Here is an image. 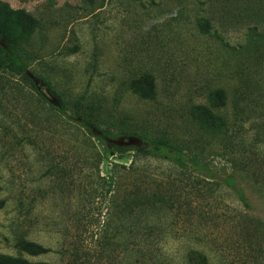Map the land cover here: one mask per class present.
I'll list each match as a JSON object with an SVG mask.
<instances>
[{"label": "rangeland", "instance_id": "rangeland-1", "mask_svg": "<svg viewBox=\"0 0 264 264\" xmlns=\"http://www.w3.org/2000/svg\"><path fill=\"white\" fill-rule=\"evenodd\" d=\"M1 1L39 20L21 52L48 102L26 87L20 91L18 79L0 69V254L63 264L72 244L88 240L86 256H99L106 264H187L191 250L202 252L211 264H264V254L256 262L242 250L233 222L243 208L234 195L180 176L188 192L181 197L185 204L186 194L191 198L193 210L183 206L176 216L153 214L161 232L139 215L135 240L150 243L132 244L138 254L125 255L126 232L114 230L121 219L110 210L125 178H131V164L164 181L168 174L174 177L173 170L134 152L131 148L141 143L135 136L107 139L127 149L119 156L107 153L104 142L83 127L67 129L41 79L68 102L84 96L101 106L96 119L100 130L163 135L220 173H233L253 206L242 217L248 212L250 225H259L264 222L262 1ZM204 20L210 22L208 35L200 32ZM246 78L253 85L243 92ZM135 82L156 97L139 96ZM217 88L228 91L222 111L236 122L225 138L203 139L187 112L210 104ZM205 210L215 216L208 224L200 218ZM108 220L112 226L107 231ZM103 235L107 242L101 253L98 239ZM22 240L51 251L29 256L18 248Z\"/></svg>", "mask_w": 264, "mask_h": 264}, {"label": "trees", "instance_id": "trees-1", "mask_svg": "<svg viewBox=\"0 0 264 264\" xmlns=\"http://www.w3.org/2000/svg\"><path fill=\"white\" fill-rule=\"evenodd\" d=\"M264 4V0H261ZM200 32L203 35H208L210 30V22L208 20L201 21ZM39 27V20L31 13L24 9H15L9 3L0 0V69L8 73L13 79H18L17 87L20 91L25 92V87L29 92H37V94L48 102L46 95L36 84L33 75L34 70L24 61L22 56V47L24 43H29L33 34ZM46 85L47 92L53 97L51 106L57 111L62 122L67 129L72 127H83L92 137L104 142V149L107 153L118 154L123 156L127 149L122 146L112 144L107 139H116L121 136H135L140 139L138 145L131 148L137 154L160 160L165 162L173 171L174 175L166 176V181L156 174L149 172L146 168L131 164L128 172L131 173L125 178L122 183L115 200L112 203L110 212L114 215L116 212L120 214V225H114V230L119 227L126 232L124 239L125 255H137L138 251L133 245L141 243H150V241L142 240L137 242L135 232L138 226L139 215H144L146 226L162 231L161 227L152 220V215L160 211L173 213L176 216L180 209L185 206L189 210H193L191 198H187L188 192L184 191V187L179 183L180 177H186L190 183H204L212 185L216 188H224L234 195L235 199L243 208L238 210V215L234 220V224L240 230L242 238V250L252 257L256 262H259L260 257L264 254V222L260 221L259 225H250L253 221L250 214L247 212L243 217V211L252 209L250 198L246 190L241 185L233 173H220L210 166V164L201 155L189 152L183 145L171 141L163 135H148L131 130H100L96 119L101 114V106L91 102L84 96L75 98L68 102L58 92H56L48 81L41 78ZM147 80V79H146ZM147 82V81H146ZM242 84H245L246 92L250 89L253 82L245 79ZM136 92L139 96L149 97L154 99L156 92L147 96L140 88L141 82H135ZM16 90H18L16 88ZM210 104H198L191 106L188 110V116L196 124L198 135L203 137H223L230 134V129L234 122L230 117L223 112V108L228 103V91L224 88H217L211 91L209 96ZM93 129L99 130L102 134L96 135L92 132ZM204 139V138H203ZM230 147V144L229 146ZM136 162V161H135ZM63 178V174H60ZM191 184V185H192ZM186 194L185 199L188 204L184 203L181 197V192ZM200 215V214H199ZM221 216V215H220ZM200 218L207 222L215 220L214 213L203 212ZM151 221L152 225L149 223ZM148 222V223H147ZM237 223V224H236ZM91 223L89 226H91ZM105 230L110 228L111 220L105 224ZM121 231V230H118ZM107 236L103 235L98 239L101 244V249L98 252H103L107 242ZM88 243V240H87ZM87 243L83 240L76 241L69 247L66 253L67 259L63 264H106L101 257L92 260L91 256H86ZM133 244V245H132ZM132 245V247H130ZM20 252L29 256H39L47 254L51 248L45 247L40 243L28 240H22L18 243ZM147 253L143 254L146 255ZM128 256H126L128 258ZM154 258V256H153ZM187 264H211L209 258L198 250H191L185 256ZM163 262H156L162 264ZM0 264H48L44 261H31L22 256H7L0 254Z\"/></svg>", "mask_w": 264, "mask_h": 264}, {"label": "water", "instance_id": "water-1", "mask_svg": "<svg viewBox=\"0 0 264 264\" xmlns=\"http://www.w3.org/2000/svg\"><path fill=\"white\" fill-rule=\"evenodd\" d=\"M39 88L42 90L41 87H39ZM42 91H43V90H42ZM92 132H93L94 134H96V135H101V134H102L99 130H97V129H93V128H92Z\"/></svg>", "mask_w": 264, "mask_h": 264}]
</instances>
